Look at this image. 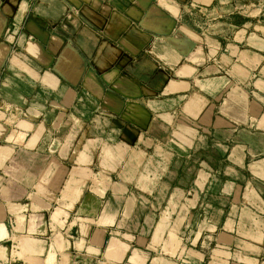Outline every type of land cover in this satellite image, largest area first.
I'll list each match as a JSON object with an SVG mask.
<instances>
[{
	"label": "crops",
	"instance_id": "0c3cea01",
	"mask_svg": "<svg viewBox=\"0 0 264 264\" xmlns=\"http://www.w3.org/2000/svg\"><path fill=\"white\" fill-rule=\"evenodd\" d=\"M8 264H264V0H0Z\"/></svg>",
	"mask_w": 264,
	"mask_h": 264
},
{
	"label": "rangeland",
	"instance_id": "374dc122",
	"mask_svg": "<svg viewBox=\"0 0 264 264\" xmlns=\"http://www.w3.org/2000/svg\"><path fill=\"white\" fill-rule=\"evenodd\" d=\"M7 234V233H6ZM6 234H0V247L2 246V244L6 245V243H4V236H6ZM3 249L0 248V257L3 256L4 254L7 253L6 247H2ZM5 264H8V262L4 261Z\"/></svg>",
	"mask_w": 264,
	"mask_h": 264
},
{
	"label": "bare ground",
	"instance_id": "6f19581e",
	"mask_svg": "<svg viewBox=\"0 0 264 264\" xmlns=\"http://www.w3.org/2000/svg\"><path fill=\"white\" fill-rule=\"evenodd\" d=\"M3 233L6 234L7 233V229H6L4 224H1L0 225V234H3Z\"/></svg>",
	"mask_w": 264,
	"mask_h": 264
},
{
	"label": "built area",
	"instance_id": "2783aa9c",
	"mask_svg": "<svg viewBox=\"0 0 264 264\" xmlns=\"http://www.w3.org/2000/svg\"><path fill=\"white\" fill-rule=\"evenodd\" d=\"M0 264H5L2 258H0Z\"/></svg>",
	"mask_w": 264,
	"mask_h": 264
}]
</instances>
